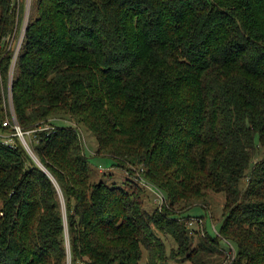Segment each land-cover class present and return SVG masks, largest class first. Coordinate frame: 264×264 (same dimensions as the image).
Returning <instances> with one entry per match:
<instances>
[{"label": "trees", "instance_id": "16d2710c", "mask_svg": "<svg viewBox=\"0 0 264 264\" xmlns=\"http://www.w3.org/2000/svg\"><path fill=\"white\" fill-rule=\"evenodd\" d=\"M13 28L0 0L7 95ZM12 96L24 131L54 130L32 137L42 167L19 139L0 142V264H140L144 248L162 264L158 233L193 264L222 241L231 264H264V0H36ZM7 107L0 89V120ZM81 128L170 209L148 214L139 186L99 178ZM209 191L225 194L221 227L189 251L173 208Z\"/></svg>", "mask_w": 264, "mask_h": 264}, {"label": "rangeland", "instance_id": "374dc122", "mask_svg": "<svg viewBox=\"0 0 264 264\" xmlns=\"http://www.w3.org/2000/svg\"><path fill=\"white\" fill-rule=\"evenodd\" d=\"M13 2L14 28L12 34L4 44V46L7 47L6 50L9 51L10 54H13L10 68H12L14 59L16 60V56L21 50L24 40V28L26 24L29 23L30 17L33 14V8H35L36 5V0H13ZM3 50L4 49H0V52ZM0 76H2V74H0ZM0 85L3 105H5V107L8 109V95L6 94L3 83L0 82ZM4 113L5 115L8 114L5 109ZM51 122L55 123L56 121L52 120ZM65 125H71V123H66ZM81 129L83 141L85 143L86 154L90 159L92 167L97 171L99 178L109 185L116 184L117 186H123L125 188H130L131 184L132 188L139 186L142 206L144 210L148 212V214L153 215L155 212H162L164 207H166V209H170L168 202L163 201L160 196L162 192L159 190L161 192L159 193V191H157L150 183L144 180V174L142 173L144 170H140L139 168L129 169L128 166L120 168L116 166L118 164L113 159L104 156H98L96 154L98 148L96 139L90 132L83 128ZM31 137H33V135H31ZM28 141L31 142V138L28 139ZM261 154L264 156V147L263 153ZM30 155L33 157L34 154L32 153ZM225 202L226 198L224 193L209 191L206 194L205 202H193L194 205H199H196L191 209L188 207L192 206L193 204L187 207L184 203L173 208V212L176 213L175 218L181 219L180 221L184 222L189 227L191 236L189 251L198 249L199 244L206 240L207 232L211 237L215 238L217 236L218 230L221 227V222L223 220ZM158 234L165 242L168 253L165 263L162 264H193L183 255L177 258L172 257L171 253L178 249L174 239L169 235L162 233ZM221 247L223 252H201V254H203V260L206 262V264H231L235 256V248L233 249L230 244L224 241L221 242ZM149 260V252L144 248L143 258L140 264H148Z\"/></svg>", "mask_w": 264, "mask_h": 264}, {"label": "built area", "instance_id": "2783aa9c", "mask_svg": "<svg viewBox=\"0 0 264 264\" xmlns=\"http://www.w3.org/2000/svg\"><path fill=\"white\" fill-rule=\"evenodd\" d=\"M27 25L28 24H26L24 31H23L24 36H25ZM18 54L16 56V60L14 59L12 68H10V80H9V85H8L9 86L8 87V104H9V109H10V116H8L5 120H0V142L6 146H14L15 140L19 139L22 145L24 146V148L30 154H32L33 151L31 148V143H32L31 135H34L36 132H48V131L54 130V127L50 124H45L37 130L24 131L20 127L17 121V117H16L14 107H13L12 82H13V75L15 72ZM30 138H31V142L28 141V139Z\"/></svg>", "mask_w": 264, "mask_h": 264}, {"label": "water", "instance_id": "95a60500", "mask_svg": "<svg viewBox=\"0 0 264 264\" xmlns=\"http://www.w3.org/2000/svg\"><path fill=\"white\" fill-rule=\"evenodd\" d=\"M33 158H34V156H33ZM34 160L36 161V163H38L39 164V166H41V164L37 161V159L36 158H34ZM42 167V166H41Z\"/></svg>", "mask_w": 264, "mask_h": 264}]
</instances>
